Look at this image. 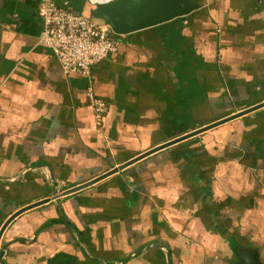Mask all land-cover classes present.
Masks as SVG:
<instances>
[{
  "label": "crops",
  "instance_id": "1",
  "mask_svg": "<svg viewBox=\"0 0 264 264\" xmlns=\"http://www.w3.org/2000/svg\"><path fill=\"white\" fill-rule=\"evenodd\" d=\"M89 15L88 0H56ZM119 36L90 75L38 44V0H0V264L264 263V0ZM108 103L97 122L88 98ZM55 198V199H54Z\"/></svg>",
  "mask_w": 264,
  "mask_h": 264
},
{
  "label": "built area",
  "instance_id": "2",
  "mask_svg": "<svg viewBox=\"0 0 264 264\" xmlns=\"http://www.w3.org/2000/svg\"><path fill=\"white\" fill-rule=\"evenodd\" d=\"M109 1L88 0L91 6ZM38 15L43 26L38 44L54 54L65 75H90L94 66L118 49L119 36L108 25L60 7L56 0H38ZM87 95L99 123L108 111V103L96 97L92 89Z\"/></svg>",
  "mask_w": 264,
  "mask_h": 264
},
{
  "label": "water",
  "instance_id": "3",
  "mask_svg": "<svg viewBox=\"0 0 264 264\" xmlns=\"http://www.w3.org/2000/svg\"><path fill=\"white\" fill-rule=\"evenodd\" d=\"M198 5L196 0H111L107 3L96 4L90 8V17L108 25L118 36H127L144 30H148L176 19L184 18L196 12ZM264 108V103L255 105L245 111L232 115L211 125L200 128L187 135L165 143L139 157L111 170L110 172L96 178L95 180L71 189L64 193V196L87 189L102 180L119 173L127 167L175 144L184 142L188 139L204 134L210 130L220 127L228 122L236 120L242 116ZM55 199V198H54ZM48 200L29 205L15 213L0 230V241L7 226L19 215L33 208L48 203ZM240 264H264L258 253L249 250H239ZM1 259V254H0Z\"/></svg>",
  "mask_w": 264,
  "mask_h": 264
},
{
  "label": "rangeland",
  "instance_id": "4",
  "mask_svg": "<svg viewBox=\"0 0 264 264\" xmlns=\"http://www.w3.org/2000/svg\"><path fill=\"white\" fill-rule=\"evenodd\" d=\"M193 14V13H192Z\"/></svg>",
  "mask_w": 264,
  "mask_h": 264
}]
</instances>
